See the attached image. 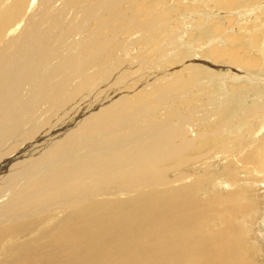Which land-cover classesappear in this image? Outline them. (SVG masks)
Segmentation results:
<instances>
[{"label": "bare ground", "instance_id": "obj_1", "mask_svg": "<svg viewBox=\"0 0 264 264\" xmlns=\"http://www.w3.org/2000/svg\"><path fill=\"white\" fill-rule=\"evenodd\" d=\"M190 1L0 0V264L256 263L264 0Z\"/></svg>", "mask_w": 264, "mask_h": 264}, {"label": "rangeland", "instance_id": "obj_2", "mask_svg": "<svg viewBox=\"0 0 264 264\" xmlns=\"http://www.w3.org/2000/svg\"><path fill=\"white\" fill-rule=\"evenodd\" d=\"M190 2L191 1L188 0V3H190ZM182 3H183V5H182ZM178 5H179V11L178 12L184 13V14H187V15H190V12H188V10L186 9L184 2H181V0H179ZM166 10H169L170 13L173 15V17L177 18L180 21V25H177L175 21L171 22V28H173V29H180L182 31H186L187 28L184 26V24L185 23H188V22H185V20H184L185 17L180 16L178 14V12H172L173 10H177V7H166ZM195 20L196 19H194V17L192 19H189L190 25L191 26H194V29L191 30V31L193 32V34L195 36H199L203 31L201 29H199V27H200L199 25H201V24L200 23L197 24V22H195ZM231 29H229L228 31H231ZM226 33H227L226 32V29H224V32L222 34V40H224V35ZM220 37H221V34H220ZM189 39H190V37H189V34H188L187 40H189ZM219 43H221L222 45H224L223 42H220L219 41ZM204 44H206L205 41H204ZM192 45H193V48L197 50L196 53L198 55L202 56L205 60L211 59L212 54L211 55L209 53H206L205 54L204 53L205 50L202 48L201 45H197L196 43H192ZM200 48H202L203 51H200L199 50ZM206 51L209 52L210 51V48L208 47ZM220 64L227 65V63H220ZM217 165H218V163H217ZM259 187L260 188L257 189L256 192H255L256 195H257V197H259V201H258V204H257L258 212L259 213L257 212L255 215H253L254 217H252L248 221V223H247V229L248 230L244 234L245 235L247 234L245 236V240L246 241H248V239L251 238L250 241L255 242L256 243V246L258 245V247L260 249L259 255L257 254V257L255 258L256 259V263L257 264H264V185H259ZM202 196L204 197L205 195L202 194ZM246 219H248V218H246ZM256 263H253V264H256Z\"/></svg>", "mask_w": 264, "mask_h": 264}]
</instances>
